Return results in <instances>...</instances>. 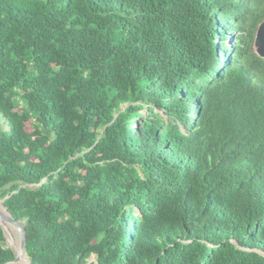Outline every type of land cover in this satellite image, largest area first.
Wrapping results in <instances>:
<instances>
[{
	"label": "trees",
	"instance_id": "16d2710c",
	"mask_svg": "<svg viewBox=\"0 0 264 264\" xmlns=\"http://www.w3.org/2000/svg\"><path fill=\"white\" fill-rule=\"evenodd\" d=\"M263 18L264 0H0V199L25 264H264Z\"/></svg>",
	"mask_w": 264,
	"mask_h": 264
},
{
	"label": "water",
	"instance_id": "95a60500",
	"mask_svg": "<svg viewBox=\"0 0 264 264\" xmlns=\"http://www.w3.org/2000/svg\"><path fill=\"white\" fill-rule=\"evenodd\" d=\"M252 48H253V51L259 57L264 58V18L259 22V24L256 27ZM2 206L5 210L0 209V225L3 228L4 234H6V231H5L3 222H7L10 225H12L19 234V247H18L19 252L17 253L16 250L12 248L14 251L15 257L13 260L6 263V264H9L12 261L18 260L20 255L23 253V251L24 250L26 251V232H25L22 221L16 220L15 218H13L12 215L9 213V211L6 209L3 202H2Z\"/></svg>",
	"mask_w": 264,
	"mask_h": 264
},
{
	"label": "bare ground",
	"instance_id": "6f19581e",
	"mask_svg": "<svg viewBox=\"0 0 264 264\" xmlns=\"http://www.w3.org/2000/svg\"><path fill=\"white\" fill-rule=\"evenodd\" d=\"M0 209H1V210H5V209L3 208V206H2V200H0ZM3 225H4V224H3ZM6 225H7V224H6ZM10 226H11V227L9 228V231H8V232L6 231V228H5V226H4L8 238H9V236H10L9 239L13 238L14 232L16 231V229H15L12 225H10ZM16 233H18V232L16 231L15 234H16ZM14 239H15V237L12 239V243H13V245H14V248H15L16 252L18 253V252H19V249H18V247H19V241H17V243H18V247H17V246L15 245V241H14ZM25 252H26V251H25ZM26 256H27V254H26ZM27 258H28V256H27ZM28 261H29V258H28ZM10 263H11V264H25V261H24V251H23V253L20 255V257H19L18 260H15V261L10 262ZM29 264H30V262H29Z\"/></svg>",
	"mask_w": 264,
	"mask_h": 264
},
{
	"label": "rangeland",
	"instance_id": "374dc122",
	"mask_svg": "<svg viewBox=\"0 0 264 264\" xmlns=\"http://www.w3.org/2000/svg\"><path fill=\"white\" fill-rule=\"evenodd\" d=\"M141 113H146V110H142ZM0 200H1V199H0ZM3 223L7 224L8 231H9V228L11 227L10 224L7 223V222H3ZM15 232H16V231H15ZM15 232H14L13 238L15 237V238L17 239V241H19V234H18V233L15 234ZM5 236H6V244H7V246H9V247H11V248H14V245H13V243H12V239H13V238L9 239L10 236H9V238H8L7 234H5ZM14 249H15V248H14ZM12 262H13V261H12ZM88 262H89V263H91V262H95V263H96L95 257L92 256L91 258H89V261H88ZM89 263H87V264H89Z\"/></svg>",
	"mask_w": 264,
	"mask_h": 264
}]
</instances>
